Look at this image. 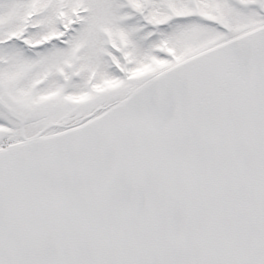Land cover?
Wrapping results in <instances>:
<instances>
[{
  "label": "snow or ice",
  "instance_id": "obj_1",
  "mask_svg": "<svg viewBox=\"0 0 264 264\" xmlns=\"http://www.w3.org/2000/svg\"><path fill=\"white\" fill-rule=\"evenodd\" d=\"M0 264H264V0H0Z\"/></svg>",
  "mask_w": 264,
  "mask_h": 264
}]
</instances>
